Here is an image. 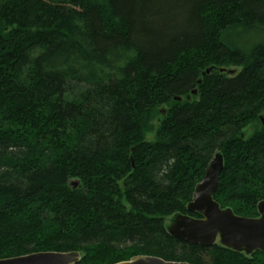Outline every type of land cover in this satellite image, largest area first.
Returning <instances> with one entry per match:
<instances>
[{
	"label": "trees",
	"instance_id": "obj_1",
	"mask_svg": "<svg viewBox=\"0 0 264 264\" xmlns=\"http://www.w3.org/2000/svg\"><path fill=\"white\" fill-rule=\"evenodd\" d=\"M216 154L214 200L259 217L264 0H0V260L264 264L167 230Z\"/></svg>",
	"mask_w": 264,
	"mask_h": 264
},
{
	"label": "water",
	"instance_id": "obj_2",
	"mask_svg": "<svg viewBox=\"0 0 264 264\" xmlns=\"http://www.w3.org/2000/svg\"><path fill=\"white\" fill-rule=\"evenodd\" d=\"M213 69H208L209 74ZM226 71L221 70V73ZM194 94L196 92L194 91ZM181 101V98H178ZM224 161L221 154H216L208 167L203 180L197 185L192 202L187 206L189 213L198 214L196 219L179 214L177 221L168 232L175 239L190 245L212 247L220 244L224 248L251 256L255 252L264 254V201L258 204L257 218L235 215L231 209H222L214 200ZM79 253H34L17 258L0 260V264H79ZM117 264H188L168 262L151 256H137L129 261Z\"/></svg>",
	"mask_w": 264,
	"mask_h": 264
},
{
	"label": "rangeland",
	"instance_id": "obj_3",
	"mask_svg": "<svg viewBox=\"0 0 264 264\" xmlns=\"http://www.w3.org/2000/svg\"><path fill=\"white\" fill-rule=\"evenodd\" d=\"M239 71L235 68H230V69H227L226 71H224L223 73H225L227 76L229 77H232V76H235ZM197 94V93H196ZM167 109V107H163V110L164 109ZM163 115H165V113H162ZM161 113H159L156 117H155V120L153 122L154 126H155V129H158L161 121L163 120V115ZM253 130H254V127H249L248 129H246L244 131V137H249L252 133H253ZM156 138V133H148L147 134V140L149 141H154ZM177 215H174V216H171V217H168L166 220H165V225L167 227V230H169L172 226H174V224L176 223L177 221ZM245 254V253H244ZM80 258L82 257L81 254H79Z\"/></svg>",
	"mask_w": 264,
	"mask_h": 264
}]
</instances>
